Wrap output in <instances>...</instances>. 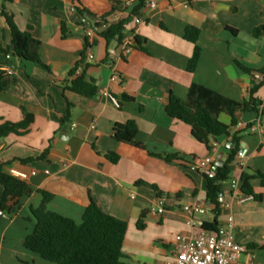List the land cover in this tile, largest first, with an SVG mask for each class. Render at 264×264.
<instances>
[{
  "label": "crops",
  "instance_id": "crops-1",
  "mask_svg": "<svg viewBox=\"0 0 264 264\" xmlns=\"http://www.w3.org/2000/svg\"><path fill=\"white\" fill-rule=\"evenodd\" d=\"M151 1L155 7H150ZM83 2L100 14L110 0ZM72 7V0H0V44L12 48L9 26L1 16L5 9L21 31L31 30L41 41L40 60L49 69L11 54L0 57L6 84V91L0 93V120L21 122L22 108L34 116L26 135L0 138V164L9 174L11 170L36 172L26 181L32 194L21 200L12 215L0 216V264H54L24 247L36 227L32 210L42 203L41 190L54 195L47 205L49 211L76 223L82 222L91 199L106 214L127 221L124 264H165L172 257L177 235L191 236L201 232L204 222L213 221L205 175L190 170L189 164L208 156L218 162L221 155L229 154L230 143L227 137L213 140L210 153L193 137L189 125L167 115L166 106L171 94L186 100L193 84L239 103L248 99L250 89L261 81L243 72L235 61L249 70L264 67V34L253 36L256 28L264 27V0H148L143 21L131 19L127 25L128 32L142 39L147 52L134 49L126 56H111L109 50L118 44L96 35L100 20L82 17ZM132 8L117 11L109 18L110 24L128 18ZM62 23L66 24L65 38ZM189 26L201 32L202 53L193 73L187 67L194 45L184 39ZM87 40L93 60H88L87 52L82 73L99 90L92 100L66 89L78 77L69 74ZM114 74L118 76L115 81ZM103 91L120 102L124 95L134 101L119 108ZM257 97L264 113V85ZM236 116L234 132L247 130L249 124L256 126L260 115L239 112ZM219 119L231 123L226 113ZM130 120L138 124L136 142L154 154L144 164L136 163L130 148L113 137L114 126ZM242 143L245 148L232 178L242 175L239 162L245 163L246 172L264 174V130L250 132ZM108 152L123 158L113 164L106 158ZM168 155L178 159L169 162L162 157ZM251 185L262 194L261 201L241 203L230 182L223 185L218 220L222 233L232 216L235 240L246 248L264 245V188L259 178ZM152 186L164 194L162 199ZM2 194L0 186V198ZM197 207L206 208L207 214H191ZM144 210L148 211L147 227L139 230L137 222ZM251 253L253 264H264V250Z\"/></svg>",
  "mask_w": 264,
  "mask_h": 264
},
{
  "label": "trees",
  "instance_id": "trees-1",
  "mask_svg": "<svg viewBox=\"0 0 264 264\" xmlns=\"http://www.w3.org/2000/svg\"><path fill=\"white\" fill-rule=\"evenodd\" d=\"M75 11L82 17L91 16L98 18L100 23L97 27L110 24L109 18L117 11L121 10V0H110L107 9L102 13L91 10L83 0H72ZM148 0H138L132 8L130 16L120 20L110 26L102 33L95 32L97 36L105 39L108 43L116 41L121 44L127 35V25L131 19H143L142 11L146 8ZM1 16L4 17L9 26L12 36V48L4 47L0 44V57H7L10 54L27 63L42 65L40 49L41 41L36 39L31 30L21 31L15 23L14 17L9 15L5 9ZM233 34L236 31L231 30ZM62 38L67 36L66 24L62 23ZM264 34L263 28H256L253 36L259 37ZM201 32L198 28L189 26L186 28L184 39L194 45L193 55L191 56L187 70L195 72L198 67L202 48L199 45ZM134 49L147 52L142 39L135 35ZM88 40L81 52L80 58L70 76H75L79 66L86 64L87 52L90 48ZM238 67L245 73L253 75L260 74L263 80L251 88L248 99L242 103L229 99L207 87L193 84L186 100L171 94L168 105L166 106L167 115L179 122L191 127L193 137L211 153L214 150L212 141L220 137H227L233 144L229 149L228 158L222 167H217L215 176H205L207 181L206 200L210 206L213 216L212 222H204L201 230L210 233H219V217L221 215V194L223 185L230 182L236 163V158L242 148L243 138L249 135L248 130L236 131L233 129L238 125L237 114L256 112L264 118V113L260 111L261 100L257 94L264 85V67L260 70H249L238 60L235 61ZM87 66V65H86ZM68 90L81 95L85 99L92 100L98 95V87L86 79L84 73L75 78L69 85ZM6 91L4 73L0 70V93ZM119 108L124 103L133 102L134 99L126 95L122 97ZM23 120L19 123L4 122L0 120V138L9 136H22L29 132L34 122V116L22 108ZM221 113H226L231 117V123L226 124L219 119ZM68 117L62 118L64 124ZM252 124L248 125L250 129ZM138 124L135 120H130L125 124H116L113 128V137L120 144L128 146L131 150V158L138 164H144L147 157L154 155L153 152L142 143L136 142ZM167 161L177 160L176 155L162 156ZM106 158L113 164H117L123 156L117 152L106 153ZM261 179V187L264 188V174L255 171L253 174L245 171L241 175V193L251 196L256 201L262 200V194H257L251 185L254 179ZM0 186L3 187V194L0 198V211L7 215H12L20 206L23 198L32 194V189L26 181H22L4 170L0 164ZM158 198L162 199L164 194L152 186ZM43 196L42 203L32 210L36 220L34 232L29 235L24 242L27 251L41 257L42 259L54 264H124L123 245L125 242L128 222L106 214L99 205L91 199L86 206L83 220L76 223L74 220L53 213L47 209V205L54 199V195L44 190L40 191ZM148 211L144 210L137 222V228L144 230L147 227ZM250 252L256 249L264 250L262 246L247 247Z\"/></svg>",
  "mask_w": 264,
  "mask_h": 264
},
{
  "label": "built area",
  "instance_id": "built-area-1",
  "mask_svg": "<svg viewBox=\"0 0 264 264\" xmlns=\"http://www.w3.org/2000/svg\"><path fill=\"white\" fill-rule=\"evenodd\" d=\"M138 0H121V9L127 11L136 5ZM150 7H155L156 2L151 1ZM72 12H75V8L72 7ZM137 23L143 21V19H135ZM135 33L128 32L122 40L121 44L116 49L109 50L111 56H126L134 50ZM88 60H93V53L88 50ZM84 66L81 65L77 69L76 76L82 74ZM258 81L263 80V76L255 74ZM118 76L114 74L112 80L115 81ZM103 95L108 97L111 102L119 107L120 101L113 97L110 93L103 91ZM245 129H249L248 127ZM264 130V118L259 116L257 125L252 126L249 131H262ZM242 158V152L237 155L236 160ZM216 158L208 156L203 159H195L189 164V168L192 171H202L205 176H215ZM242 173L245 171L246 165L244 162H239L238 165ZM10 174L22 181H27L30 176L36 175V172L30 174L20 172L17 170H11ZM230 185L235 194L240 198V202L244 203L253 198L241 193V177L233 178L230 181ZM197 211L200 214H207V209L203 207H197L191 210L192 214ZM6 213L0 211V216H5ZM234 218L230 216L222 230V233H210L202 231L194 233L191 236L177 235L174 239L173 254L172 257L165 264H253V254L240 243L235 240L234 236Z\"/></svg>",
  "mask_w": 264,
  "mask_h": 264
},
{
  "label": "water",
  "instance_id": "water-1",
  "mask_svg": "<svg viewBox=\"0 0 264 264\" xmlns=\"http://www.w3.org/2000/svg\"><path fill=\"white\" fill-rule=\"evenodd\" d=\"M110 26V24H105L101 27H97L96 28V31L99 32V33H102L104 32L108 27ZM227 147L230 149L233 147V144L230 142L228 143ZM242 147L245 148V144L242 143ZM228 158V154H223L219 157V161L216 163V166L217 167H222L226 161V159ZM221 196H223V193L221 194Z\"/></svg>",
  "mask_w": 264,
  "mask_h": 264
}]
</instances>
